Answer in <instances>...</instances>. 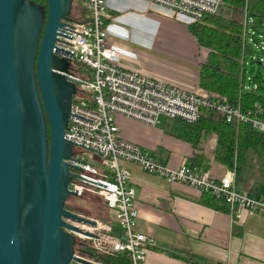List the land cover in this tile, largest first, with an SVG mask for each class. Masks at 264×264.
<instances>
[{
  "label": "built area",
  "instance_id": "2783aa9c",
  "mask_svg": "<svg viewBox=\"0 0 264 264\" xmlns=\"http://www.w3.org/2000/svg\"><path fill=\"white\" fill-rule=\"evenodd\" d=\"M145 1L167 8L172 16L184 17L187 27L193 22H202L204 16L223 10L221 0ZM72 4L78 10L77 16L65 21L67 37L58 36L60 41L56 42L71 53L67 55L70 67L78 65L83 72L80 76L69 73L79 82L72 95L64 137L76 145L72 164L80 166L81 170H72L77 176L71 179L68 189L78 197L84 193L100 196L111 217V222L93 219L95 227L81 226L87 227L94 238L76 236L88 239L98 253L125 254L131 264H146V252L154 247L155 241L137 229L139 211L124 162L136 163L143 171L170 183L179 182L208 193L227 205L231 215L238 220L243 214L264 215V199L238 190L232 169L217 179L187 162L178 167L159 162L138 144L123 139L115 120L116 116L122 115L154 125L160 116H166L193 123L200 118L203 109H207L220 111L226 122L249 123L264 133V120L256 115L262 108L255 105L254 110L243 111L239 105L231 106L225 98L207 90H188L124 67L121 48L109 41L112 16L106 0H72ZM243 26L244 50L247 15L243 16ZM241 85L247 91L254 88L243 80ZM81 151L97 156L99 163L89 164L83 158L79 159Z\"/></svg>",
  "mask_w": 264,
  "mask_h": 264
},
{
  "label": "water",
  "instance_id": "95a60500",
  "mask_svg": "<svg viewBox=\"0 0 264 264\" xmlns=\"http://www.w3.org/2000/svg\"><path fill=\"white\" fill-rule=\"evenodd\" d=\"M45 3L0 0V264H99L74 251L96 222L64 207L81 170L64 137L79 81L56 44L72 0Z\"/></svg>",
  "mask_w": 264,
  "mask_h": 264
},
{
  "label": "crops",
  "instance_id": "0c3cea01",
  "mask_svg": "<svg viewBox=\"0 0 264 264\" xmlns=\"http://www.w3.org/2000/svg\"><path fill=\"white\" fill-rule=\"evenodd\" d=\"M106 5L112 16L109 41L121 48L124 67L170 85L202 89L199 69L206 49L197 44L184 17L145 0H106ZM164 117L154 125L122 115L115 120L123 139L159 162L172 167L200 162L199 169L217 179L231 172L215 159V134L203 136L195 147L171 133L173 121ZM123 165L135 191L137 229L155 241L146 252V264H264V215L243 214L238 220L223 202L207 201L205 193L193 187L170 183L133 162ZM244 190L264 199V184L258 181ZM98 201V215L87 217L111 222L109 210Z\"/></svg>",
  "mask_w": 264,
  "mask_h": 264
},
{
  "label": "trees",
  "instance_id": "16d2710c",
  "mask_svg": "<svg viewBox=\"0 0 264 264\" xmlns=\"http://www.w3.org/2000/svg\"><path fill=\"white\" fill-rule=\"evenodd\" d=\"M32 1L42 5L46 10L45 0ZM221 1L223 4L221 13L204 16L202 22L188 25L189 32L195 37L197 44L206 49L205 59L199 69V87L225 98L231 106L239 105L243 111L254 110L255 105H259L262 111L256 115L264 120V93L261 92L264 90L256 85V81L261 79L259 70L254 77L248 75L247 82L254 85V88L250 91L241 88L246 72L245 50L242 49L241 38L244 27L243 16L264 18V0ZM69 18L76 17L69 15ZM68 71L76 76L83 75L78 65L70 67ZM252 71L251 69V74ZM210 111L203 109L200 118L193 123L172 119L169 130L176 136L192 142L195 147L203 136L209 133L215 134V159L234 171L236 188L245 192L244 189L248 188L251 181L264 184V133L252 128L249 123L235 124L226 122L223 117L213 118L209 114ZM190 164L195 168L202 166V163L196 161ZM205 195L207 201H216L208 193ZM71 197L77 199L83 196ZM98 198L100 203L104 204L102 198L96 195L89 200L92 202L90 204L84 202L67 206L65 201L64 207L85 216H97ZM76 240H80L77 250L74 245L76 254L91 255L101 264H131L125 254L98 253L88 239L76 237Z\"/></svg>",
  "mask_w": 264,
  "mask_h": 264
},
{
  "label": "rangeland",
  "instance_id": "374dc122",
  "mask_svg": "<svg viewBox=\"0 0 264 264\" xmlns=\"http://www.w3.org/2000/svg\"><path fill=\"white\" fill-rule=\"evenodd\" d=\"M77 9L72 4L70 16L76 17L77 16ZM245 59H246V72L243 76V83L247 84L248 75L252 77L256 76L257 71L259 70L261 79L256 81V85L261 87L264 90V18L256 17V16H247V34L245 39ZM261 62V64H259ZM252 63V64H251ZM252 71V74L250 70ZM261 91V90H260ZM264 93V91H261ZM74 98V97H73ZM210 116L213 118H222V113L220 111L211 110ZM164 116H161L160 119L164 120ZM75 152H79L76 150ZM83 158L85 162L92 164V163H99V159L97 156L91 154L88 151H81L79 155V159ZM93 162H92V160ZM82 198H72L71 196L68 197L66 200L67 206H71L74 203H84L88 202L89 204L92 203V195L89 193L82 194ZM97 207H101L99 203H97ZM92 206V204H91ZM117 233V232H116ZM77 237V236H76ZM80 239H83L80 237ZM80 240H76L75 242V250L79 248ZM92 246V245H91Z\"/></svg>",
  "mask_w": 264,
  "mask_h": 264
},
{
  "label": "bare ground",
  "instance_id": "6f19581e",
  "mask_svg": "<svg viewBox=\"0 0 264 264\" xmlns=\"http://www.w3.org/2000/svg\"><path fill=\"white\" fill-rule=\"evenodd\" d=\"M83 229L87 230V227H83Z\"/></svg>",
  "mask_w": 264,
  "mask_h": 264
},
{
  "label": "flooded vegetation",
  "instance_id": "af4514ba",
  "mask_svg": "<svg viewBox=\"0 0 264 264\" xmlns=\"http://www.w3.org/2000/svg\"><path fill=\"white\" fill-rule=\"evenodd\" d=\"M69 73V72H68Z\"/></svg>",
  "mask_w": 264,
  "mask_h": 264
}]
</instances>
